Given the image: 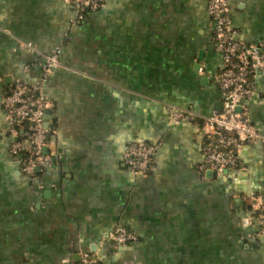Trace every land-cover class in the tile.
Wrapping results in <instances>:
<instances>
[{
    "label": "crops",
    "instance_id": "obj_1",
    "mask_svg": "<svg viewBox=\"0 0 264 264\" xmlns=\"http://www.w3.org/2000/svg\"><path fill=\"white\" fill-rule=\"evenodd\" d=\"M235 38L264 43V0H227ZM207 0H105L72 22L64 0H0V264H69L117 226L137 237L104 244L101 264H264L248 197L264 188V143L246 144L239 168L199 170L203 118L222 108ZM61 45L42 96L51 102L35 178L9 153L2 100L15 80L33 83L39 54ZM242 104L264 132V69ZM170 107L194 120L169 123ZM135 137L156 144L153 169L122 161Z\"/></svg>",
    "mask_w": 264,
    "mask_h": 264
},
{
    "label": "built area",
    "instance_id": "obj_2",
    "mask_svg": "<svg viewBox=\"0 0 264 264\" xmlns=\"http://www.w3.org/2000/svg\"><path fill=\"white\" fill-rule=\"evenodd\" d=\"M64 1L75 11L72 22L78 23L88 11L100 10L105 0ZM206 11L214 25V49L223 60L216 77L222 108L203 118L202 130L208 140L202 147V161L198 168L222 174L227 169L239 168L238 153L246 144L264 143V132L251 123L248 110L242 104L254 93V72L264 69V43H241L235 38L227 0H207ZM20 45L39 54L31 42H21ZM60 54L61 45L47 54H39L38 79L30 84L15 80L2 100L5 131L12 138L9 153L18 163L20 174L29 178H35L36 169L43 171L52 164L51 154L42 151L50 143L51 132L44 124V111L52 104L41 93L45 82L59 65ZM194 119L195 114L189 109H168L169 123ZM156 150V144L135 137L127 143L121 158L131 175H146L153 169ZM248 197L255 210L257 234L264 237V188ZM136 239L131 230L117 226L97 242L94 253L80 251L78 258L69 264H101L99 251L104 244L110 243L117 248Z\"/></svg>",
    "mask_w": 264,
    "mask_h": 264
},
{
    "label": "water",
    "instance_id": "obj_3",
    "mask_svg": "<svg viewBox=\"0 0 264 264\" xmlns=\"http://www.w3.org/2000/svg\"><path fill=\"white\" fill-rule=\"evenodd\" d=\"M45 114L49 115L51 113V109L47 108L45 111ZM46 149V147L42 148V151L44 152V150ZM15 165H18V163L15 161ZM36 171H38V169H36Z\"/></svg>",
    "mask_w": 264,
    "mask_h": 264
}]
</instances>
